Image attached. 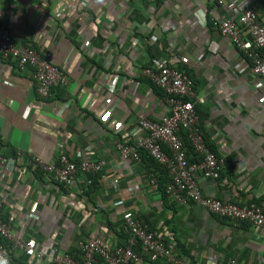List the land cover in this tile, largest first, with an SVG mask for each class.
Returning a JSON list of instances; mask_svg holds the SVG:
<instances>
[{"label":"crops","instance_id":"obj_1","mask_svg":"<svg viewBox=\"0 0 264 264\" xmlns=\"http://www.w3.org/2000/svg\"><path fill=\"white\" fill-rule=\"evenodd\" d=\"M235 1L214 10L215 0H0V22L15 47L34 49L68 79L42 99L33 69L0 55V155L10 160L0 170V217L42 255L25 262L22 249L5 241L11 257L54 264L60 256L80 261L78 244L92 239L124 246L122 216L131 212L186 263L264 264V229L173 203L159 189L158 170L145 159L121 160L117 148L135 141L128 133L139 120L157 121L166 111L164 95L141 71L159 54L190 76L204 100L202 134L225 159L219 181L198 178L203 195L241 206L264 202V78L216 29ZM240 7L264 26V0H241ZM120 126L124 135L115 131ZM61 156L76 164L94 157L107 167L92 185L78 173L66 187L31 164ZM136 264L166 263L140 255Z\"/></svg>","mask_w":264,"mask_h":264},{"label":"built area","instance_id":"obj_2","mask_svg":"<svg viewBox=\"0 0 264 264\" xmlns=\"http://www.w3.org/2000/svg\"><path fill=\"white\" fill-rule=\"evenodd\" d=\"M240 1L236 0L230 4V17L218 23L216 29L250 61V72L264 78V26L255 11L240 7ZM221 4L222 0H215L212 9L216 10ZM138 29L143 31V26H139ZM150 41L156 43L157 36H151ZM0 55L4 59H13L21 70L26 67L33 69L36 94L42 99L47 98L55 87H66L68 84L64 71L51 64L48 58L40 57L31 48H16L8 28L1 22ZM141 71L146 79L165 94L166 111L157 121L148 119L138 121L134 129L128 133L135 141L132 144L117 143L120 159L140 163V152L143 151L156 163L166 167L169 179L165 185V192L173 203L180 205L191 203L217 218L239 224L248 223L264 229V202L241 206L227 200L205 196L199 187V177L209 181H219L222 178L225 159L217 157L204 140L200 118L195 109V106L203 104L204 100L195 96L193 82L189 76L162 58H155L150 68ZM185 98L189 100L184 101ZM115 131L119 135L124 133L121 126ZM185 142L197 155L198 161H189ZM9 162L7 157L0 155V170ZM31 164L40 172L52 175L58 184L66 187L74 183V177L78 173L83 175L86 183L90 185L92 181L89 177L100 174L107 167L105 161L94 157L78 164L70 162L65 156H61L57 163L32 159ZM112 183L116 187L118 181L115 179ZM151 183H155V179L152 178ZM36 208L37 204H34L30 214H33ZM122 220L130 232L127 245L111 247L103 240L92 239L78 244L82 254L80 261L69 256H60L54 258V264H95L98 257L104 264H136L140 260V255H148L152 262L160 260L166 264H189L178 256L173 243L164 241L157 232L149 230L147 224L134 217L131 212L124 213ZM0 238L13 242L28 257L42 256L37 252L33 239L22 240L13 235L9 220L0 219ZM136 245L140 247L139 253L133 250ZM11 262L9 250L0 244V264H12ZM225 264L240 263L236 258H229Z\"/></svg>","mask_w":264,"mask_h":264},{"label":"trees","instance_id":"obj_3","mask_svg":"<svg viewBox=\"0 0 264 264\" xmlns=\"http://www.w3.org/2000/svg\"><path fill=\"white\" fill-rule=\"evenodd\" d=\"M155 57H159V54H156V56ZM184 73H185V71H184ZM187 74V73H186ZM188 75V74H187ZM189 76V75H188ZM189 78H190V76H189ZM153 84V83H152ZM153 86H155L154 84H153ZM156 87V86H155ZM157 88V87H156ZM158 89V88H157ZM159 91H161L160 89H158ZM161 93L164 95V97H165V94L161 91ZM184 101H187V100H189V99H187V98H185V99H183ZM192 101V100H191ZM195 109H196V111H197V113H198V115H199V118H200V122H201V126H202V115H201V113H200V111H199V105H196L195 106ZM203 137H204V140H205V142H206V144H207V146L211 149V151H213L217 156H218V154L216 153V150L214 149V147L208 142V140L206 139V137L203 135ZM185 146H186V149H187V156H188V159H189V161L190 162H194V161H198L199 159H198V157H197V155L196 154H194L193 152H192V149H191V147H190V145L187 143V142H185ZM165 152H167L166 150H165ZM168 153V152H167ZM140 156H141V160H143L144 161V159H145V161L147 162V167L148 166H153L156 170H158L159 172H160V175H159V178H157L158 179V183H159V189H160V191L164 194V195H166L167 196V194H166V192H165V182L169 179V176H168V172H167V169H166V167L164 166V165H161V164H158V163H156L148 154H146V153H144L143 151H141L140 152ZM142 157H143V159H142ZM41 173H43V172H41ZM222 173V172H221ZM223 175L221 174V177H222ZM96 177V175L95 176H91V177H89L90 178V180L93 182V180H94V178ZM92 182H91V184L90 185H92ZM233 203H235V202H233ZM255 204H259V203H261V201H257V202H254ZM133 215V214H132ZM134 216V215H133ZM136 216V215H135ZM134 216V217H135ZM136 218H138V219H140V220H142L145 224H147V226L149 227V230H152L153 228H151L149 225H148V223H146L142 218H139V217H137L136 216ZM0 219L1 220H5V219H3V218H1L0 217ZM219 219H222V218H219ZM224 220H226V219H224ZM5 221H8V220H5ZM239 224V223H238ZM241 224H243V223H241ZM121 230L122 231H124L126 234H127V237H126V240L124 241L125 242V244L127 245V243H128V240H129V238H130V232L128 231V229H127V227H126V225H125V223H124V221H122V224H121ZM159 235V234H158ZM159 237H160V235H159ZM0 244H2L4 247H6L7 248V243L2 239V238H0ZM125 246V245H124ZM176 248V247H175ZM133 249H134V252H139L140 251V247L137 245V246H134L133 247ZM177 254H178V252H177ZM146 256H148V255H146ZM178 256L180 257V255L178 254ZM26 257H28V256H26L25 255V257H24V259H25V262H26ZM149 257V256H148ZM28 258H30L31 259V257H28ZM99 258V257H98ZM97 258V259H98ZM100 259V258H99ZM11 261H12V263L13 264H26L25 262H24V260H23V263H22V261H21V258H15V257H11ZM160 261V260H159Z\"/></svg>","mask_w":264,"mask_h":264}]
</instances>
